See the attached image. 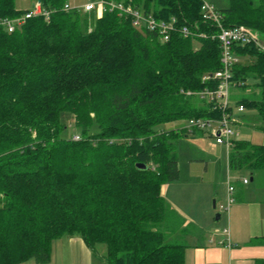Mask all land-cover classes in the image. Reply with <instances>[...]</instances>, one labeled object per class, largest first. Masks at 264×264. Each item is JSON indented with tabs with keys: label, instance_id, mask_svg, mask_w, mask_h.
<instances>
[{
	"label": "trees",
	"instance_id": "obj_1",
	"mask_svg": "<svg viewBox=\"0 0 264 264\" xmlns=\"http://www.w3.org/2000/svg\"><path fill=\"white\" fill-rule=\"evenodd\" d=\"M68 1L41 0L49 21L36 15L11 32L0 24V264L47 262L63 236L81 237L106 264H185L186 245L173 238L188 229L162 187L180 178L178 139L200 131L186 120L220 117L197 93L219 84L203 79L222 66L219 27L203 18L201 0H116L195 32L167 41L114 10H65ZM217 8L223 25L264 39V0ZM26 10L0 0V21ZM237 53L234 87L248 95L236 105L257 108L264 132V51ZM63 113L79 140L64 135ZM228 168L255 181L264 143L234 140ZM253 241L264 244V235Z\"/></svg>",
	"mask_w": 264,
	"mask_h": 264
},
{
	"label": "crops",
	"instance_id": "obj_2",
	"mask_svg": "<svg viewBox=\"0 0 264 264\" xmlns=\"http://www.w3.org/2000/svg\"><path fill=\"white\" fill-rule=\"evenodd\" d=\"M34 1L35 0H33L26 8H20V6L17 5V2L16 6L19 9H29L33 5ZM69 1L72 4H82L87 0ZM21 3L27 5V0H21ZM215 6L219 7L217 4ZM219 8L223 7L221 6ZM242 60L243 58L241 61ZM243 111H239L237 109L235 114L238 118L240 117V120L242 118ZM239 124H241V121L236 120L235 125ZM234 175L236 177L238 176L237 174ZM178 181L179 180L164 184L162 187V194L168 202L172 213H174V215L181 221V227L183 229H188L189 226L193 227V229L187 231L186 234L182 232V234H180L179 231V234L174 235L173 238V240L180 241L186 245L185 264H255L256 259L264 258V244L253 241L256 237L264 235V190H262L263 192L261 195H257L255 191L259 190V188L254 189L242 186L239 189L234 184L236 188L234 196L235 201L237 200V202L235 203L234 201L235 204L233 208L226 213V220L229 223L230 238L233 242L238 243V246L229 249L223 244V242L227 239V235L224 232V239L219 241H217L218 239H216V237L212 238V236H206L207 231L213 227H217L216 224H218L214 220L213 212L211 210L212 208L207 206V204L204 207L202 206L199 208L196 205H190L192 199H189V201L183 199V186L181 184H175L178 183ZM249 181L253 182L254 180L250 178ZM227 195L228 184L225 197H227ZM208 198H210V195ZM222 216L223 215L219 213L218 218L216 215V220L221 219ZM244 243H246V246H242ZM54 252H57L55 253L56 255L65 252L63 260L61 259L58 262L54 261ZM60 257L61 256L59 254V258ZM31 260H27L19 264H23ZM94 260V254L81 237L63 236L55 240L49 261H36L33 264H94Z\"/></svg>",
	"mask_w": 264,
	"mask_h": 264
},
{
	"label": "built area",
	"instance_id": "obj_3",
	"mask_svg": "<svg viewBox=\"0 0 264 264\" xmlns=\"http://www.w3.org/2000/svg\"><path fill=\"white\" fill-rule=\"evenodd\" d=\"M202 14L205 20L215 23L219 27V31L214 35L218 39L221 50V68L210 75L204 76V80L209 78L217 79L219 84L215 89H204L197 92L201 97L207 98L209 101L215 102V106L221 110L219 118L213 117H191L186 120L185 127L189 132L200 130L215 139L218 144H221L229 149L233 146V141L236 140L237 132L233 126L236 122L235 112L231 104V87L235 86L233 80V69L241 62V56L237 53V48L246 45H253L264 51V39L258 31L249 29L245 26H225L222 23V14L215 6L212 0H201ZM77 7L85 12L95 11L101 15L105 10L117 11L119 15L131 17L132 23L138 28H146L151 31H157L163 41L169 40L173 32L179 31L185 37L194 35V30L191 26H177V18L158 19L153 14L144 13L143 10L134 6L132 3H125L116 0H87L82 4H72L68 1L64 5L65 10ZM36 15H42L47 21L50 20L51 10L44 8L41 2L34 1L33 5L23 14L15 18H4L0 24L4 25L8 31H14L18 26L26 22L28 18ZM199 34V33H198ZM203 36V35H202ZM187 94L194 92L187 91ZM239 111L244 110V105H236ZM73 138L79 140V134L73 135ZM229 180V179H228ZM243 184H248L249 179L244 177L241 179ZM235 185L228 181V195L226 197L227 204H220L221 212L228 213L231 205L235 201ZM223 232L227 235V239L223 242L224 246L231 249L238 246V243L233 242L230 238L229 227H224Z\"/></svg>",
	"mask_w": 264,
	"mask_h": 264
},
{
	"label": "rangeland",
	"instance_id": "obj_4",
	"mask_svg": "<svg viewBox=\"0 0 264 264\" xmlns=\"http://www.w3.org/2000/svg\"><path fill=\"white\" fill-rule=\"evenodd\" d=\"M33 0H27V5L21 3V0H16L17 5L20 8H26ZM214 4L219 7H227L229 5L230 0H212ZM260 0H254L257 4ZM243 61V60H242ZM247 62V60H245ZM255 82V79L250 78L248 80V84L252 85ZM231 104L235 111L237 112V102L242 99V97L247 96L246 92L242 90L236 89L235 87H231ZM237 121H241V124L235 125L233 124L237 135V139H246L250 140L254 143H264V132L262 131L261 119L259 117V112L257 108H249L245 107L242 113V118L235 116ZM62 120L66 124V129L64 130V135L66 137H73L75 134H79L80 130L77 128L74 122V118L63 113ZM180 126L179 122H174L173 124H168L165 126L166 129ZM176 150L178 152L179 159V168H180V178L178 183L183 186V199L189 201L192 199L190 205H196L199 207H204L206 204L210 206L213 212L214 220L218 224L217 227H213L212 229L207 231V237L212 236V238L216 237V239L222 240L225 235L223 233V228L229 227V223L226 220V212H221L219 209L220 204L226 205V188L228 177L233 184L236 185L237 188H241L242 186L248 188H259L255 193L257 195L262 194V190L264 187V172H259L256 180L253 182L249 181L248 185H244L241 182V179L247 177L249 180L251 176L246 173V175H238L237 177L234 174H230L228 169V150L223 145H219L215 139H213L207 133L205 134L202 131H197V133H192L187 136H183L178 139L176 143ZM176 186V185H172ZM179 186V185H177ZM210 195V198H208ZM216 200V207L213 206V201ZM237 200L235 201V203ZM233 203L230 209L233 208ZM230 211V210H229ZM264 211V207H263ZM221 213L223 216L221 219L216 220V215ZM174 218V217H173ZM175 224L178 225L179 222L174 218ZM231 227V224H230ZM190 231L193 227H188ZM179 234V233H177ZM182 234V233H180ZM190 241V240H189ZM54 245V244H53ZM246 246V243L242 244V246ZM264 248V247H263ZM103 252V251H102ZM54 252V261L58 262L59 260H63L65 256V252L55 254ZM95 260L94 264H106L103 262L100 255H94ZM25 262L23 264H33L35 261ZM69 263V261H68Z\"/></svg>",
	"mask_w": 264,
	"mask_h": 264
},
{
	"label": "water",
	"instance_id": "obj_5",
	"mask_svg": "<svg viewBox=\"0 0 264 264\" xmlns=\"http://www.w3.org/2000/svg\"><path fill=\"white\" fill-rule=\"evenodd\" d=\"M38 2H41V0H37ZM137 166L139 167V168H141V169H147L148 168V166H147V164L146 163H137ZM251 179H253V177H251ZM213 206L214 207H216V202H215V200H214V202H213ZM219 217V214H217V218Z\"/></svg>",
	"mask_w": 264,
	"mask_h": 264
}]
</instances>
